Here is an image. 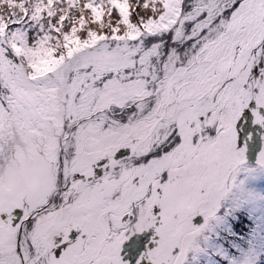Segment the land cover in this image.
Wrapping results in <instances>:
<instances>
[{
	"label": "snow or ice",
	"instance_id": "snow-or-ice-1",
	"mask_svg": "<svg viewBox=\"0 0 264 264\" xmlns=\"http://www.w3.org/2000/svg\"><path fill=\"white\" fill-rule=\"evenodd\" d=\"M0 264H264V0H0Z\"/></svg>",
	"mask_w": 264,
	"mask_h": 264
}]
</instances>
